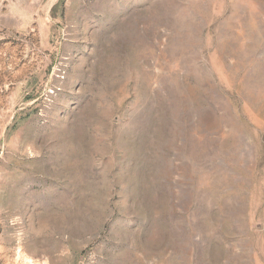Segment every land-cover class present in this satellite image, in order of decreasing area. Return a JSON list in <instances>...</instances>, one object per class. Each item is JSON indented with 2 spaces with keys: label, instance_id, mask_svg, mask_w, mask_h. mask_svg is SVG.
I'll return each mask as SVG.
<instances>
[{
  "label": "rangeland",
  "instance_id": "1",
  "mask_svg": "<svg viewBox=\"0 0 264 264\" xmlns=\"http://www.w3.org/2000/svg\"><path fill=\"white\" fill-rule=\"evenodd\" d=\"M0 264H264V0H0Z\"/></svg>",
  "mask_w": 264,
  "mask_h": 264
}]
</instances>
